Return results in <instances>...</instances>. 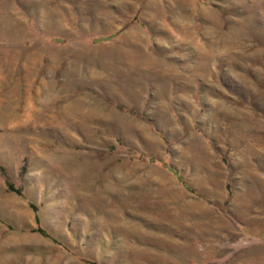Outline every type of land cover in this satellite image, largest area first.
<instances>
[{"label":"rangeland","instance_id":"374dc122","mask_svg":"<svg viewBox=\"0 0 264 264\" xmlns=\"http://www.w3.org/2000/svg\"><path fill=\"white\" fill-rule=\"evenodd\" d=\"M0 264H264V0H0Z\"/></svg>","mask_w":264,"mask_h":264},{"label":"trees","instance_id":"16d2710c","mask_svg":"<svg viewBox=\"0 0 264 264\" xmlns=\"http://www.w3.org/2000/svg\"><path fill=\"white\" fill-rule=\"evenodd\" d=\"M38 231L42 233V230H41V229H38ZM42 234H43V233H42Z\"/></svg>","mask_w":264,"mask_h":264}]
</instances>
